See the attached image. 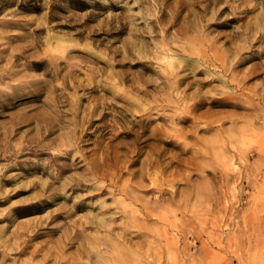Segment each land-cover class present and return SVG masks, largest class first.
<instances>
[{
    "label": "rangeland",
    "instance_id": "obj_1",
    "mask_svg": "<svg viewBox=\"0 0 264 264\" xmlns=\"http://www.w3.org/2000/svg\"><path fill=\"white\" fill-rule=\"evenodd\" d=\"M0 264H264V0H0Z\"/></svg>",
    "mask_w": 264,
    "mask_h": 264
},
{
    "label": "bare ground",
    "instance_id": "obj_2",
    "mask_svg": "<svg viewBox=\"0 0 264 264\" xmlns=\"http://www.w3.org/2000/svg\"><path fill=\"white\" fill-rule=\"evenodd\" d=\"M169 60V59H168ZM171 62V61H170ZM102 242V241H101ZM94 249V248H93ZM110 262V261H109Z\"/></svg>",
    "mask_w": 264,
    "mask_h": 264
}]
</instances>
